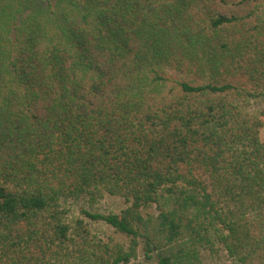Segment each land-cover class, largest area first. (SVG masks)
Returning a JSON list of instances; mask_svg holds the SVG:
<instances>
[{
	"label": "trees",
	"instance_id": "trees-1",
	"mask_svg": "<svg viewBox=\"0 0 264 264\" xmlns=\"http://www.w3.org/2000/svg\"><path fill=\"white\" fill-rule=\"evenodd\" d=\"M262 101L264 0H0V264H264Z\"/></svg>",
	"mask_w": 264,
	"mask_h": 264
},
{
	"label": "rangeland",
	"instance_id": "rangeland-1",
	"mask_svg": "<svg viewBox=\"0 0 264 264\" xmlns=\"http://www.w3.org/2000/svg\"><path fill=\"white\" fill-rule=\"evenodd\" d=\"M264 108V101L255 104L252 109L257 110V109H262ZM261 136L264 137V129L261 132ZM124 208V205L122 201L118 198L110 197L105 195L102 199H100L97 203L93 204V210L102 214H108V213H119L122 209ZM147 218L155 217L156 212L154 208H151L147 210L145 213ZM96 227L99 231L105 232L106 234L111 233L110 229L107 227L101 225V224H96ZM204 264H222L219 263L217 259H208L205 260Z\"/></svg>",
	"mask_w": 264,
	"mask_h": 264
}]
</instances>
